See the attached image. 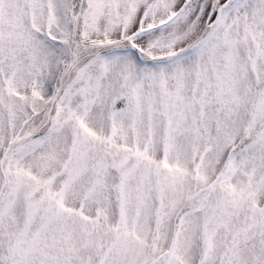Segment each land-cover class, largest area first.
<instances>
[{"label":"rangeland","instance_id":"1","mask_svg":"<svg viewBox=\"0 0 264 264\" xmlns=\"http://www.w3.org/2000/svg\"><path fill=\"white\" fill-rule=\"evenodd\" d=\"M181 1L0 0V161L49 106L70 67L77 62L84 68L96 47L128 35L136 18L146 25L163 20ZM222 1L198 0L146 37L143 54L190 42ZM84 5L94 16L103 7L99 26L89 31ZM211 54L214 65L204 75L194 72ZM217 64L231 76L224 86L212 83ZM149 75L156 83L139 115L127 116L120 155L107 142L100 152L103 163L113 165L111 185L116 168L127 161L131 186L142 185L141 203L137 206L134 194L122 219L95 221L94 229L84 213L70 229L75 246L65 243L64 264H264V0L244 1L202 53ZM87 106L83 102L82 109ZM247 135H252L247 148L219 179L226 152ZM29 157L22 166L30 171L22 190H35L40 180L53 177L49 170L57 164L41 153ZM6 189L0 170V195ZM33 202L32 215L25 211L24 231L49 201ZM68 202L72 207L75 195ZM69 208L66 217L73 220Z\"/></svg>","mask_w":264,"mask_h":264},{"label":"bare ground","instance_id":"2","mask_svg":"<svg viewBox=\"0 0 264 264\" xmlns=\"http://www.w3.org/2000/svg\"><path fill=\"white\" fill-rule=\"evenodd\" d=\"M244 1L246 0H241L236 8L227 13L222 24L203 48L163 68L181 64L202 53L228 16ZM197 3L198 0L188 9ZM219 5L212 10V15ZM98 7L99 12L96 16L87 11L86 5L83 7L82 17L85 19L82 20L89 23H87V31L99 26L98 18L101 16L103 7L102 5ZM138 21L136 18L125 37L123 35L114 36L109 39L111 41L107 45L96 47L93 52L94 58L91 55L84 68L77 67L76 62L66 71L56 91L50 95L49 106L42 108L32 126L19 135L17 145L12 144L7 149L8 163L6 157L0 161L1 176L8 186L7 192L0 195V264H64L65 243L67 241L73 243L71 240L73 234L70 229L76 227L77 219L82 220L84 213L87 212L92 221V229H94L95 221L104 222L107 217L111 216L122 219L129 211L130 201L135 202L131 200L134 194L137 206L140 205L142 185L138 182L137 186H131L127 178V161L116 168L118 173L116 172L111 185L110 175L113 165L108 164L107 166L103 163L102 155H100L101 149L103 145L108 146L107 143L112 144V149L120 155V138L125 137L124 133L128 129L127 116H138L144 101L148 102L152 83H156L152 82L149 71L162 67L142 64L139 61L140 57L146 60L167 57L190 46L206 31L209 20L206 18L200 32L190 42L164 53L143 54V41L155 32L152 31L135 38L133 43L136 47L131 52L112 55L104 59L96 57L97 52L102 48L129 45L128 37L138 30L140 25ZM140 26L142 28L147 26L146 21ZM212 55L203 56L204 58H201L200 63L195 66L194 72L204 75L207 71L205 68L210 64L214 65ZM216 67L218 68L216 72L219 73L212 79V83L216 81V85L224 86L231 81V76L225 73V69L221 68L220 64ZM100 74H102L101 78L96 80ZM74 77L76 80L72 83ZM182 77L178 79L182 80ZM66 87L65 98H63L59 113L55 120H52V102L56 94L65 90ZM83 102L88 105L85 109H82ZM112 102L115 103L112 104ZM49 121L56 123L53 131L38 142L36 141L37 144L33 149L26 153L23 152L24 158L14 163L12 158L17 151L13 152V149L23 142L26 146L31 136L35 133H42L41 128ZM105 124H107L106 127ZM107 127L111 134L105 131ZM68 133H71V138L66 136ZM251 137L252 135L245 136L243 143L248 142ZM37 153H41L45 158H56L55 163L57 164L49 170L53 177L40 180L35 190L29 187H25L26 191L22 190L24 179L30 176V171L28 173V170L23 169L22 166L28 159H31L30 155L35 156ZM116 162H119L118 157L117 159L115 156L111 157L110 163L115 165ZM73 195H75V203L71 207L68 201ZM47 200L49 201L48 206L43 208L40 215L31 217L32 222L26 225L27 228L24 231V217L26 214L32 215L31 203L33 201L45 203ZM67 208L71 209L72 215L74 214L73 220L66 217ZM26 210L28 213L25 214ZM227 218L225 217V220ZM74 246L75 243L72 244V247Z\"/></svg>","mask_w":264,"mask_h":264}]
</instances>
